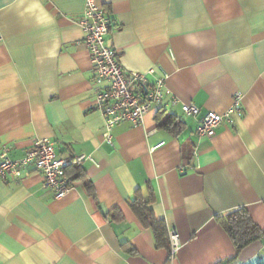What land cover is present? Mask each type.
Segmentation results:
<instances>
[{"label":"crops","instance_id":"0c3cea01","mask_svg":"<svg viewBox=\"0 0 264 264\" xmlns=\"http://www.w3.org/2000/svg\"><path fill=\"white\" fill-rule=\"evenodd\" d=\"M94 1L121 65L168 75L161 111L183 127H159L152 110L139 125L114 126L107 144L76 24L86 0H0V150L18 159L48 138L58 158L92 159L66 168L60 199L36 172L0 179V264H264V0ZM236 95L242 118L197 137L198 121ZM183 103L199 114L185 116ZM148 187L155 216L179 235L172 257L127 205ZM238 209L248 218L231 238L216 217Z\"/></svg>","mask_w":264,"mask_h":264},{"label":"built area","instance_id":"2783aa9c","mask_svg":"<svg viewBox=\"0 0 264 264\" xmlns=\"http://www.w3.org/2000/svg\"><path fill=\"white\" fill-rule=\"evenodd\" d=\"M76 24L84 34L83 43L94 69L92 107L104 119V141L113 145L111 133L114 126L124 122L139 125L148 112L166 110L163 98L168 75L160 66L141 72L127 70L121 65L118 52L105 43L111 20L94 0H86ZM169 54L173 57L171 51ZM148 76L154 77L153 81H149ZM175 102V99L170 101L171 104ZM181 108L185 116L196 117L200 112L198 107L189 103H183ZM242 116L240 97L236 95L233 104L224 112L208 111L198 121L195 134L199 138H210L220 123L232 125L235 119ZM193 157L197 160L198 154L194 153ZM84 159L92 160L85 155L58 158L52 140L35 139L33 146L18 159L9 157V148L0 150V179H19L36 172L42 176L44 188L52 192L54 199H60L70 189L66 168ZM169 240L170 254L174 256L179 248V235L175 230H169Z\"/></svg>","mask_w":264,"mask_h":264},{"label":"trees","instance_id":"16d2710c","mask_svg":"<svg viewBox=\"0 0 264 264\" xmlns=\"http://www.w3.org/2000/svg\"><path fill=\"white\" fill-rule=\"evenodd\" d=\"M155 119L158 122V126L164 129H167L170 132H179L183 124L180 120L175 118L174 116H165L164 111L158 110L156 112ZM78 178H83V174L76 175ZM84 180V187L87 192L93 194V188L91 183L88 180ZM155 201V196L150 187L146 189L144 193L141 189H137L134 193V196L131 200L127 202L128 207L135 215L140 225L151 231L154 241V246L157 249H165L170 254V240H169V230L167 228L166 223L158 219L152 209V205ZM117 217L121 219L122 214L119 210H116ZM112 213V212H111ZM110 212H108V215ZM248 218V212L245 209L235 210L227 215L218 216L216 220L221 224L224 228L225 232L232 238L231 226L234 223L240 222ZM255 237H251L249 239L244 240L242 243L237 244L236 247L238 251L252 242ZM170 257L172 255L170 254ZM228 260L221 261L216 264H225Z\"/></svg>","mask_w":264,"mask_h":264}]
</instances>
